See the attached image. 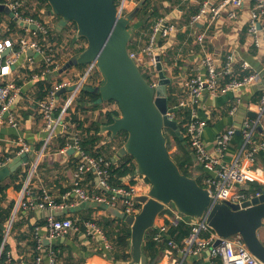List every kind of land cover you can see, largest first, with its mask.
I'll list each match as a JSON object with an SVG mask.
<instances>
[{"label":"built area","instance_id":"1","mask_svg":"<svg viewBox=\"0 0 264 264\" xmlns=\"http://www.w3.org/2000/svg\"><path fill=\"white\" fill-rule=\"evenodd\" d=\"M204 0L197 14L191 18V26H197L205 19L210 24L222 17L223 11L228 10L227 18L234 20L238 17V10L246 1L253 2L251 18L249 21V33L253 36L254 45L261 48L264 44V0ZM13 13L8 19L17 22L20 35L17 38L4 34L10 32V25L6 15H0V126H9L19 129L23 117L15 109L24 88L33 84L47 74L56 73L62 68V62L68 57H74L73 45L69 41L59 44L49 38L51 26L42 18L45 9L37 10L35 5L27 6L25 0H6L4 3ZM128 0H119L118 10L122 15L127 13ZM26 12L30 14L27 15ZM38 13L39 18L35 17ZM47 14V12H46ZM45 14V15H46ZM179 32L177 23L169 21L166 17H160L152 27L148 42L139 52H131L143 74L148 81L156 86L158 72L157 56H162L161 41H166ZM262 34V36H260ZM197 42L201 45L204 57L201 60L204 72L188 78L184 84V92L174 106H169L172 112L167 113L171 120H177L176 115L187 112L188 121L185 124L186 138L193 155L194 165L200 166L203 174L199 176L202 186L207 188L212 197V203L225 202L242 204L261 195L259 183L264 184V169L257 164V157L264 154V132L257 138L255 133L260 128L264 116V97L258 107L255 119L246 118L241 127L243 142L233 152L234 139L237 133L234 129L221 131L215 139V153L209 151L203 141V135L207 122L198 117V109L206 96H218L221 93H233L234 102L229 109V114L234 115L242 103L239 93L251 84L260 80L258 72H252L248 63H241L240 72L236 70L237 57L234 53H228L223 61L217 60L206 51L207 32L198 34ZM76 48L85 47L81 44ZM87 47V46H86ZM85 47V48H86ZM9 50V51H8ZM8 51V53H7ZM33 53L30 55V53ZM7 53V54H6ZM145 60V61H143ZM248 72V74H244ZM98 73L95 65H88L83 76L77 81H65L52 86L44 99L35 103L38 113L42 118L44 129L47 133L44 140V148L58 137L67 136L74 125L70 122V116L75 110L76 102L81 92L89 86V80ZM94 87L100 84V78ZM66 89L68 96L61 104L59 92ZM65 92V93H66ZM105 112L118 111L117 103H110ZM106 103V105H108ZM60 110V111H59ZM58 112V114H56ZM178 121V120H177ZM179 122V121H178ZM80 132L69 136L68 143L62 150L67 154L69 149L74 150L78 159L72 187L64 194V201L59 203L48 187L42 185L39 189V197L33 195L30 189V181L25 185L22 196L16 206V211H30L41 209L48 211L45 229L47 238L54 242L59 238L81 231L73 219L58 216L57 211H65L73 206L70 202L73 198L86 203H94L107 209L113 207L122 210L126 215L135 216L141 210V205L135 201L136 197L147 195L150 191V183L144 177H137L133 185L113 186L110 182L111 160L103 156H93L81 148ZM19 150L16 156L32 154V149L23 139L18 140ZM44 149L37 156L33 171L42 158ZM7 160L0 158V168L6 166ZM243 161L248 162V167H243ZM194 167V166H193ZM193 169V168H192ZM195 170V169H194ZM192 173V170H190ZM194 178H199L193 171ZM92 180L89 181V177ZM88 184H92V187ZM243 186L256 187L253 193L241 190ZM258 187V188H257ZM169 211V213H166ZM16 214V212H15ZM184 224L189 228V234L180 242L173 239L170 231ZM86 235L92 237L95 233L101 236L107 250H113V244L107 240L105 233L94 221L84 222ZM153 231V239L162 248L164 257L170 260V264H185L189 257L202 260L201 264H217L221 259L222 264H259L248 250L240 236L220 238L206 222V218L192 220L183 217L172 206L158 218L157 228ZM8 234V233H7ZM6 240V238H5ZM37 255L34 264H44L45 254L48 264H63L56 257L52 246L46 250L43 238L35 233ZM5 241L1 246L3 251ZM208 252V256H205Z\"/></svg>","mask_w":264,"mask_h":264},{"label":"crops","instance_id":"2","mask_svg":"<svg viewBox=\"0 0 264 264\" xmlns=\"http://www.w3.org/2000/svg\"><path fill=\"white\" fill-rule=\"evenodd\" d=\"M203 1L204 0H152L151 11H158L159 15H161L160 17H166L169 21L178 24L179 32L170 39L164 41L161 46L163 50L162 55L166 56V58L168 57L169 64L165 63L162 57L161 59L166 74L170 78L178 79L177 82L172 83L169 87L173 86L177 89L179 95L183 94L185 88L184 84L188 78L204 72L201 60L205 54L201 45L197 42L198 34L203 32H207L206 51L212 54L217 60L223 61L228 53H234L237 57L236 70L238 72L242 69L241 63H248L251 66L252 72H258L260 74L259 81L251 84L239 93L242 103L234 115L229 114V109L234 102L233 93H221L215 97L206 96L204 98V102L198 109V117L207 122L203 141L207 145L209 151L215 153V139L221 131L234 129L238 132L241 130L246 118L255 119L250 116L251 113H258V107L262 97H264V44L261 48H257L254 45L253 36L249 33V21L254 6L253 2L246 1L243 7L238 10V17L234 20H229L227 18L228 10H224L222 17L215 23L210 24L209 20L205 19L197 26H191V18L198 13ZM220 1L221 0L216 1V4L220 3ZM139 3V0H128L127 13L134 11ZM35 4L36 1H33L30 5L31 8ZM6 16L8 22H10V19H8L9 16ZM46 19L49 21L51 29L54 30L55 36L61 34L60 36H63L65 41L72 40L74 54L75 51L78 50L74 45H79L81 42V40L74 39L76 29L72 26L71 29L69 27L68 30L62 31L69 25H63L62 20L48 13L46 14ZM136 22L137 19L135 18L134 23ZM20 34L18 26H15L14 29L10 26V32L7 33L5 38H8L9 35L17 38ZM260 36H262V34ZM145 37L146 34L143 36L141 31L140 34L134 38V49L137 51L142 49L145 45L144 43H146V41L144 42ZM55 41L58 42L57 39H55ZM71 58L68 57L64 59L62 66ZM86 69L87 67L79 68L75 66L62 75H58L57 79L52 73L47 74L43 78L47 79L52 89V86H56L61 82L77 81L83 76ZM142 70L144 71V69ZM97 74L98 73H96V76H98ZM37 82L38 81L25 86L19 98V102L14 109L23 117L20 128L15 129L9 126H0V158H5L6 160L11 158L12 160L16 157L20 149L18 145L19 139H23L32 149V154H28V163L20 168L23 169V172H26L27 169L31 171L29 177L27 178V173L26 178L23 180L22 190L18 191L14 185L10 186L6 190V198L3 202L4 206L14 203L11 218L5 227V242L11 247L9 256L13 264H34V258L38 253L36 249H33L31 242L32 239L35 241L36 232L32 234L30 232V227H35L36 230L38 229V235L43 238V241L44 239H48L45 229L48 211L41 209L16 211V206L22 196L25 185L30 181L33 195L36 198L39 197V188L45 185L55 196L56 200L61 203L64 201V194L72 187L74 171L78 162L74 150L69 149L67 154L62 153L64 147L62 149L59 148V138H62V136L52 140L50 144L44 148V140L47 133L35 103L39 100L36 95V92H38ZM67 96L68 93L66 92L64 99ZM63 101L62 99V102ZM105 105L106 103H103L100 110L95 112L89 111L88 114L86 116L84 115L82 118L93 115V119H99L101 115L104 116L107 113L104 111L107 107ZM117 112H120V110ZM70 129L72 131L73 127ZM263 132L264 116L255 136L259 138L260 134ZM70 135L71 133L67 135V139ZM100 135L104 137V143L113 141L108 139V133ZM68 143H70V140ZM117 146H119L118 149L114 146V155L110 158L112 166H118L121 158L123 159L127 155L119 142ZM240 146L241 145L238 147ZM43 149L44 152L36 169L37 171H33L36 158ZM232 153L234 154V151ZM257 164L264 169V154L257 157ZM242 165L243 167H248L250 164L243 161ZM192 168L191 170H193L198 177L203 174L200 166H196L195 164ZM133 174L121 179V182L124 184L123 186L133 185L135 183L137 178L132 180ZM91 178L92 177H89V181L92 180ZM6 180L8 181V179ZM88 185L92 187V184ZM259 186L264 187V184L259 183ZM254 189L255 188L251 186L241 187V190L246 193H253ZM70 202L73 206L65 211H57V214L61 217L73 219L80 225L81 231L73 232L54 242L48 240L49 243L44 244L46 250L52 246L57 259L63 264H65L64 262H67L70 257L68 262L71 264H79L82 260V264H115L110 256L111 252L114 250V245L112 251L107 250L104 243L102 244L99 234L95 233L92 237L87 236L86 228L84 225H81V223L84 224V222H81V219L89 216H91L92 220L86 221L94 222L102 217L113 216L107 209L94 203L82 202L76 198H73ZM14 224H17L18 228L13 231L12 228ZM259 235L261 241L264 243V228L260 230ZM107 240L111 242L108 238ZM54 245L61 246L62 252H60V254L63 253L62 258L59 257V250H55ZM44 254V264H48L49 260L47 253ZM205 256H208V252H205ZM195 261L199 260L194 257H189L185 264H194ZM200 262H202V260H200ZM157 264H170V260L163 256L162 251L157 259Z\"/></svg>","mask_w":264,"mask_h":264},{"label":"water","instance_id":"3","mask_svg":"<svg viewBox=\"0 0 264 264\" xmlns=\"http://www.w3.org/2000/svg\"><path fill=\"white\" fill-rule=\"evenodd\" d=\"M47 1L50 5L48 14L60 17L64 24L75 23L74 39L83 38L87 42L81 53L53 75H62L78 65L96 66L100 74V84L96 88L100 102L117 103L121 113L113 114L112 123L101 124L100 134L108 133V139L112 141L120 133H127L123 150L135 160L132 180L144 177L151 185L147 195L135 198L141 205L137 215L107 208L114 218L124 221L131 230L130 258L127 261L111 260L115 264H148L144 252L147 234L157 228L158 218L172 206L187 219L205 217L210 229L220 238L240 236L258 263L264 264V243L259 235L264 228V189H260V196L242 204H213L209 190L194 177L183 174L169 152L166 129L184 138L179 131V122L167 117V113L173 111L169 108L168 88L178 79L166 74L161 56H157L158 81L153 86L131 56L129 44L139 27L134 21L142 2L134 11L122 15L117 7L118 0ZM2 14L13 17L6 4H0ZM65 92L63 89L59 95ZM250 116L256 118L257 114L251 113ZM240 134L238 131L237 135ZM28 161L29 155L22 154L0 168V183ZM47 243L48 239H44V244Z\"/></svg>","mask_w":264,"mask_h":264},{"label":"trees","instance_id":"4","mask_svg":"<svg viewBox=\"0 0 264 264\" xmlns=\"http://www.w3.org/2000/svg\"><path fill=\"white\" fill-rule=\"evenodd\" d=\"M6 0H0V3H4ZM33 1H36L38 11L40 13L41 9L50 10V5L48 4L47 0H25V3L27 6H30ZM139 2H142V5L137 10L136 19L138 24V29L135 31L130 44H129V50L131 52H138L136 49H134L133 41L134 38H136L140 32L142 31L143 36L146 34V37L144 38V42H148L150 33H151V27L153 23L160 18L161 15H159L158 11H151V5L152 0H139ZM27 15H29V12H26ZM35 17L39 18L38 13H35ZM57 19L62 20L60 17L56 16ZM9 25L12 29H14L15 26H17V22L14 20H9ZM69 26H67L62 31L68 30L69 27L73 26L76 29L75 23H68ZM72 25V26H70ZM54 30L50 29L49 31V38L52 42L55 41V39L58 40V43L61 44L65 40L63 39V36H55ZM63 33V32H62ZM4 34V36H6ZM81 41H86L83 38H80ZM164 41L160 42V45L162 46ZM144 43V44H146ZM69 44L73 45L72 40H69ZM85 47L78 48V50L75 51L72 56H75L76 54L81 53ZM164 62L169 64V59L166 58V56H161ZM77 67L82 68L86 66L78 65ZM248 74V72L244 73ZM100 76V75H99ZM146 78H148L146 75H144ZM38 92H36L37 98L39 100L44 99L48 92L51 90V84L47 82V79L43 78L41 80H38ZM182 95V94H180ZM180 95L178 94V90L175 89L173 86L168 88V103L169 106H174L178 102ZM65 93H62L60 98L61 100H64ZM110 103H115L111 101ZM109 104V103H108ZM103 103L100 102V95L96 92V87L94 85L87 86L80 94V96L77 99L76 106L74 112L70 116V122L74 125V130H70L68 134H74L77 131L80 132L79 136L81 137V148L88 154L93 156H103L105 159L110 160V158L114 155L113 148L118 149L119 146L122 147L124 143L127 140V133L122 132L120 133L115 139H113L112 142L104 143V137L100 135V125L101 124H110L113 122V114L120 115V112L117 111H110L107 112L104 116L101 115V117L97 120L93 119V115H89L86 118H82L84 115L86 116L89 111H98L102 108ZM60 111V110H59ZM58 114V112L56 113ZM94 114V113H93ZM189 115L187 112H180L177 113L176 119L179 121V131L181 132L182 136L184 137L181 139L180 136L177 135L176 132H173L170 129H166V131H169L171 135L174 138L175 144H177L179 148V155L177 156V160L174 159L179 168L181 169V172L189 177H194L191 173V169L194 166V159L193 155L189 146L188 139L186 136V128L185 124L188 121ZM166 133V132H165ZM68 136H63L62 138H59V148L62 149L66 146V144L69 142ZM241 142H243V135H235L234 139V146L233 151H235L236 148H238L239 145H241ZM168 149L170 150V142L168 141ZM116 151V150H115ZM119 165L110 167V182L113 186L120 187L124 184L121 182V179L127 176H130L135 172L136 164L134 163V159L130 155H126L123 159L119 161ZM23 169H19L15 174L11 175L7 180H4L2 183H0V250L1 246L5 241V235H6V225L8 221L11 218L12 211L14 208V203H11L7 206H4L3 202L6 198V190L14 185L16 190L21 191L23 188V180L27 176V171L23 172ZM92 177V176H91ZM93 179V178H91ZM197 181L200 185H202L201 178H197ZM256 188V187H254ZM258 188V187H257ZM81 222H85L86 220H92L91 216L81 219ZM98 226L103 230L107 238L113 243L114 250L111 252V257L114 258L116 261H127L130 258L129 254V244H130V238H131V230L129 226L119 219H116L114 217H102L99 220L95 221ZM20 225V224H19ZM83 225V223H81ZM18 228L17 224L13 225L12 230ZM189 228H187L184 224H182L178 228H173L170 231V235L173 239L177 240L178 242L182 241L188 234H189ZM30 232L34 234L36 232L35 227H30ZM34 237V236H33ZM31 245L33 249H36V242H31ZM164 246H158L157 243L153 239V231L151 230L148 232L146 237V242L144 245V252L148 258V264H157V259L159 257V254L161 253V250ZM55 250H59V257L62 258V248L59 245H54ZM10 245L5 243L3 251L0 253V264H13L12 261H10ZM71 258V257H70ZM69 258V260H70ZM68 260V259H67ZM68 260V261H69ZM64 262L65 264H71L70 262ZM83 260L79 263L82 264ZM194 264H201L200 260L195 261ZM217 264H222L221 259L217 260Z\"/></svg>","mask_w":264,"mask_h":264},{"label":"rangeland","instance_id":"5","mask_svg":"<svg viewBox=\"0 0 264 264\" xmlns=\"http://www.w3.org/2000/svg\"><path fill=\"white\" fill-rule=\"evenodd\" d=\"M118 2H119V0H118ZM46 12L48 13V10H46V11H44V13L42 14V18L45 20V21H48L47 19H46ZM49 22V21H48ZM60 23H61V21H60ZM49 25H50V23H48ZM63 25H65L64 23H63ZM70 26H72V25H70ZM68 40H66V42H67ZM80 44L81 45H83V46H87V42L86 41H81L80 42ZM63 67V66H62ZM87 67V66H86ZM53 74V73H52ZM98 76H96V74L94 75V77L91 79V80H89V85H97V81H98V79L100 78V74H99V72H98V74H97ZM56 79L58 78V76L56 77V76H54ZM61 104H62V100H61ZM118 105V104H117ZM105 106H112V104H108V105H105ZM166 136H167V139H168V141L170 142V150H169V152H170V154H171V156L174 158V159H176L177 160V156L179 155V148H178V146H177V144H175V142H174V138H173V136L171 135V133L169 132V131H166ZM27 173H28V176H27V178L29 177V175H30V173H31V171L30 170H28L27 169ZM192 175H193V170H192ZM194 176V175H193ZM26 182V181H25ZM29 187H30V189L31 190H33L32 189V187H31V183H30V185H29ZM166 213H169V211H167Z\"/></svg>","mask_w":264,"mask_h":264}]
</instances>
